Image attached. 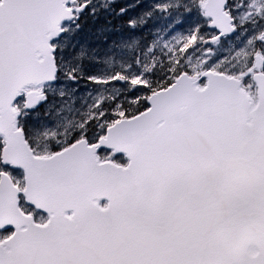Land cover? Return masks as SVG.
Listing matches in <instances>:
<instances>
[{
	"label": "snow or ice",
	"instance_id": "1",
	"mask_svg": "<svg viewBox=\"0 0 264 264\" xmlns=\"http://www.w3.org/2000/svg\"><path fill=\"white\" fill-rule=\"evenodd\" d=\"M0 264H264V0H0Z\"/></svg>",
	"mask_w": 264,
	"mask_h": 264
}]
</instances>
